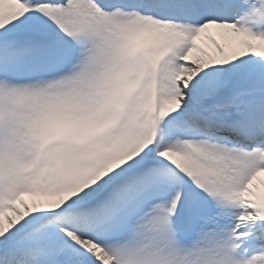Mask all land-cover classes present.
<instances>
[{"label":"snow or ice","instance_id":"6c2138e0","mask_svg":"<svg viewBox=\"0 0 264 264\" xmlns=\"http://www.w3.org/2000/svg\"><path fill=\"white\" fill-rule=\"evenodd\" d=\"M0 264H264V0H0Z\"/></svg>","mask_w":264,"mask_h":264}]
</instances>
